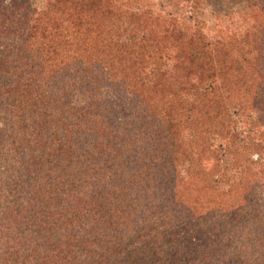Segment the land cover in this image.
<instances>
[{"label":"trees","instance_id":"16d2710c","mask_svg":"<svg viewBox=\"0 0 264 264\" xmlns=\"http://www.w3.org/2000/svg\"><path fill=\"white\" fill-rule=\"evenodd\" d=\"M44 1L0 0V264H264V0Z\"/></svg>","mask_w":264,"mask_h":264},{"label":"rangeland","instance_id":"374dc122","mask_svg":"<svg viewBox=\"0 0 264 264\" xmlns=\"http://www.w3.org/2000/svg\"><path fill=\"white\" fill-rule=\"evenodd\" d=\"M120 3L153 6L157 9H163L164 12L171 11L178 17H180L181 14L185 13L186 10L188 11V7H191L192 9H190L193 12L195 18H197V21L201 23L200 25H202L205 35H207L208 38L211 39H218L222 35V33L226 31L229 24L232 23V20H230V18H226L220 14V6L213 8L206 2H203V0H122L119 1V4ZM5 4L13 9H19L20 7L24 6L21 8V11L19 13L14 9L16 14L21 16L27 14L29 11H33V9L35 8H42L45 4V1L7 0ZM248 130L249 128L246 125V120L241 119L237 131L238 134L240 136H244ZM214 144L217 147L220 146V143L218 142ZM217 153L220 158L226 160L225 153H222L221 151H218ZM230 168L231 167H229V165L222 166L221 169L223 171V175L226 173H230Z\"/></svg>","mask_w":264,"mask_h":264}]
</instances>
